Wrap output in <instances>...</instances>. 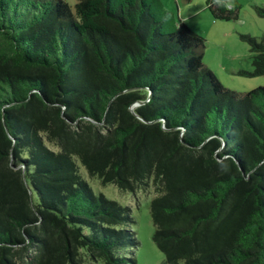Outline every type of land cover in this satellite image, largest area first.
I'll return each mask as SVG.
<instances>
[{
	"label": "trees",
	"instance_id": "trees-1",
	"mask_svg": "<svg viewBox=\"0 0 264 264\" xmlns=\"http://www.w3.org/2000/svg\"><path fill=\"white\" fill-rule=\"evenodd\" d=\"M241 37L264 74V36ZM205 48L162 0H0V264H137L132 209L79 161L153 185L165 264H264V87H225Z\"/></svg>",
	"mask_w": 264,
	"mask_h": 264
},
{
	"label": "rangeland",
	"instance_id": "rangeland-1",
	"mask_svg": "<svg viewBox=\"0 0 264 264\" xmlns=\"http://www.w3.org/2000/svg\"><path fill=\"white\" fill-rule=\"evenodd\" d=\"M74 6L77 0H66ZM166 9L174 12L193 30L206 38L204 62L222 81L225 87L238 92H249L264 87V74L254 75L253 52L241 34L264 36V17L257 13V7H264V0H228L230 5H241L238 21L215 20L206 8V0H162ZM52 149L54 143L46 139ZM80 172L91 185L95 194H104L132 209L136 222L131 225L141 244L135 250L137 264H165V257L153 239L155 224L151 216V202L157 196L153 185L148 191H123L115 184H103L89 174L79 161ZM99 264H105L99 262Z\"/></svg>",
	"mask_w": 264,
	"mask_h": 264
},
{
	"label": "crops",
	"instance_id": "crops-1",
	"mask_svg": "<svg viewBox=\"0 0 264 264\" xmlns=\"http://www.w3.org/2000/svg\"><path fill=\"white\" fill-rule=\"evenodd\" d=\"M191 1V0H190ZM186 17L184 16L183 19L181 21H183ZM185 22V21H184Z\"/></svg>",
	"mask_w": 264,
	"mask_h": 264
}]
</instances>
